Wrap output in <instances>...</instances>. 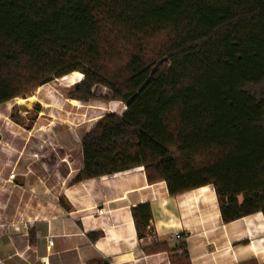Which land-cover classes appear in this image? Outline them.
<instances>
[{
  "label": "trees",
  "instance_id": "obj_1",
  "mask_svg": "<svg viewBox=\"0 0 264 264\" xmlns=\"http://www.w3.org/2000/svg\"><path fill=\"white\" fill-rule=\"evenodd\" d=\"M76 72L68 99L126 111L82 137L75 182L143 167L171 196L213 186L225 223L264 214V0H0V106Z\"/></svg>",
  "mask_w": 264,
  "mask_h": 264
},
{
  "label": "crops",
  "instance_id": "obj_2",
  "mask_svg": "<svg viewBox=\"0 0 264 264\" xmlns=\"http://www.w3.org/2000/svg\"><path fill=\"white\" fill-rule=\"evenodd\" d=\"M44 107L51 120L29 130L0 111V264H264V214L225 223L213 186L171 196L143 167L75 182L81 141L39 132L60 123ZM83 117L63 129L85 135ZM142 205L152 216L140 238L133 211Z\"/></svg>",
  "mask_w": 264,
  "mask_h": 264
},
{
  "label": "rangeland",
  "instance_id": "obj_3",
  "mask_svg": "<svg viewBox=\"0 0 264 264\" xmlns=\"http://www.w3.org/2000/svg\"><path fill=\"white\" fill-rule=\"evenodd\" d=\"M167 41L168 38L166 35L150 39L147 43V58L150 59L157 57V55L161 52V48L167 43ZM82 79L77 78L73 82H61V79L56 80L39 88L36 92L28 96L17 98L0 106V111L7 113L8 119L20 124L25 128V130H29L33 123H35L38 119L45 122L51 120L48 118L47 112H45L47 110L44 107V105H50V114L56 115L57 119L55 122L60 123H54L52 129L48 127L39 129L38 131L46 132L52 137H61L66 140L71 139L76 141L78 144L84 136L85 130L82 129L68 132L66 129H63L69 126L67 125L68 123L61 122H72L73 118H76L77 112H81L86 115V119L83 117L85 119L84 121L89 120L87 129L94 128L104 116L111 113L122 115L126 111V105L121 102L111 100V92L103 86H97L94 89V94L97 96V99L90 103H81L76 100L68 99V91L73 87V85L80 82ZM74 105L79 106L80 109L73 107ZM41 112H44V115H40ZM40 116L42 117L40 118Z\"/></svg>",
  "mask_w": 264,
  "mask_h": 264
},
{
  "label": "built area",
  "instance_id": "obj_4",
  "mask_svg": "<svg viewBox=\"0 0 264 264\" xmlns=\"http://www.w3.org/2000/svg\"><path fill=\"white\" fill-rule=\"evenodd\" d=\"M14 178H15V175H14V174H12V175L9 176V179H12V180H13ZM105 213H106V212H105L104 209L98 211V214H99V215H104ZM174 238H175V240H176L177 242H182V241L184 240V237H183L182 235H180V234L175 235ZM49 243L52 244L51 241H50Z\"/></svg>",
  "mask_w": 264,
  "mask_h": 264
},
{
  "label": "bare ground",
  "instance_id": "obj_5",
  "mask_svg": "<svg viewBox=\"0 0 264 264\" xmlns=\"http://www.w3.org/2000/svg\"><path fill=\"white\" fill-rule=\"evenodd\" d=\"M77 78L82 79L83 76H82L80 73H73V74H71V75H68V76H66V77H63V78L61 79V82H62V81H64V82H66V81L73 82V81H74L75 79H77Z\"/></svg>",
  "mask_w": 264,
  "mask_h": 264
},
{
  "label": "water",
  "instance_id": "obj_6",
  "mask_svg": "<svg viewBox=\"0 0 264 264\" xmlns=\"http://www.w3.org/2000/svg\"><path fill=\"white\" fill-rule=\"evenodd\" d=\"M107 264V263H106Z\"/></svg>",
  "mask_w": 264,
  "mask_h": 264
}]
</instances>
